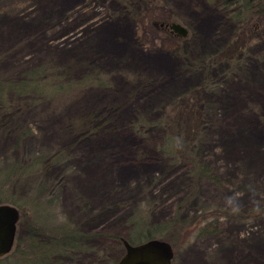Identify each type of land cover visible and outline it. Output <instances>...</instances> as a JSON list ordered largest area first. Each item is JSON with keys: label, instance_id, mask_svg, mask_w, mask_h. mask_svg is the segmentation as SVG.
I'll return each instance as SVG.
<instances>
[{"label": "rangeland", "instance_id": "1", "mask_svg": "<svg viewBox=\"0 0 264 264\" xmlns=\"http://www.w3.org/2000/svg\"><path fill=\"white\" fill-rule=\"evenodd\" d=\"M148 5L135 11L123 0H0V78L47 64L102 80L24 103L0 128V168L61 153L51 169L18 185L17 254L0 264L49 262L41 253L47 237L33 234L31 245L25 213L33 212L23 199L50 194L44 203L52 221L83 237L76 252L53 255L52 264H118L130 215L143 202L160 225L210 212L199 226L174 227L177 240L161 239L173 248L172 264H264V9L240 27L208 0ZM167 23L187 29L186 37L177 35L183 41L159 29ZM235 47L227 60L220 57ZM209 58L216 65L206 71ZM210 75L215 84L201 92ZM187 93L201 95L208 130L200 154L221 184L190 179V165L175 167L160 155L159 131L132 126L164 117L175 103L181 110L178 99ZM21 133L27 137L17 143Z\"/></svg>", "mask_w": 264, "mask_h": 264}, {"label": "trees", "instance_id": "2", "mask_svg": "<svg viewBox=\"0 0 264 264\" xmlns=\"http://www.w3.org/2000/svg\"><path fill=\"white\" fill-rule=\"evenodd\" d=\"M150 0H123L127 4L126 8L135 11L148 8ZM222 7L227 14L240 25H246L251 22L258 13H263V0H208ZM141 13L143 11H140ZM157 23V21H156ZM155 24V21H154ZM156 25V24H155ZM159 28V27H158ZM165 34L172 36L174 39L181 40L177 35L173 34L170 29H161ZM238 49L235 47L229 51L221 52L220 57L227 60L232 56L234 51ZM237 51V50H236ZM218 56V55H217ZM206 65V71L213 69L216 61L206 59L203 61ZM218 63V62H217ZM216 75V74H215ZM216 77L206 76L204 82L199 87L202 92L205 89L213 87ZM97 84H102V80L97 78V75H85L78 78L71 76L65 69H61L47 64L37 65L27 68L20 77L15 78H0V128L8 126L12 121V115L16 111L22 110L24 103L36 104L42 101L51 100L52 98L64 95L70 90H82L89 87H97ZM213 84V85H212ZM201 95L195 93H187L181 96L178 100L181 105L176 103L168 110L167 117H160L158 119H148L146 121H138L133 124L135 130L140 131L146 129L149 133H156L159 131L162 137L158 143V151L162 158L167 159L168 162L175 167H185L190 165L188 175L190 179L195 181L198 179H206L214 184H221V179L218 172L206 162L200 154L201 142L206 137L208 130V120L206 110L200 106L199 100ZM178 102V101H177ZM182 102L183 105H182ZM178 106V107H177ZM8 122V123H7ZM25 133L19 134L16 139L20 143L27 137ZM160 135V136H161ZM159 139V137H158ZM59 155L57 154H41L34 155L25 160L15 158L7 166L0 168V203H10L11 205H18V185L22 182L25 176H30L33 173L48 171L52 168L55 162L59 163ZM55 161H52L54 160ZM58 159V160H57ZM56 163V164H57ZM51 198V194L47 198L33 199L27 197L23 199L26 201L28 209L33 212L30 215L25 213L26 223L30 229V242L35 239L34 235L39 234L47 237V248L43 253V261L46 264H52V256L60 255L64 258L66 255H72L77 248L82 245V238L75 228L61 225L56 221H52L51 207L45 200ZM145 203V202H143ZM140 203L133 210L130 215L131 230L128 231L127 241L133 245L157 238V239H176L177 233L172 230L176 226L181 228H191L192 226H199L200 223L209 219L210 212L203 210L192 216L183 218L181 215L167 221L164 225L155 224L151 222L148 213L151 211L150 207ZM214 213V212H213ZM218 211V215H220ZM210 222V221H209ZM211 223V222H210ZM54 225V226H53ZM214 231L217 228L212 225ZM198 227L197 229H199ZM70 229V231H69ZM203 230H205L203 228ZM207 230V229H206ZM34 234V235H33ZM177 240V239H176ZM44 241H41L43 244ZM48 242V243H47ZM43 244V245H44ZM32 245V242H31ZM30 250H35L42 247L41 245L31 246ZM16 249H14L15 251ZM10 253V256L17 253ZM36 254V253H31ZM39 262V260H38ZM42 262V261H40Z\"/></svg>", "mask_w": 264, "mask_h": 264}, {"label": "water", "instance_id": "3", "mask_svg": "<svg viewBox=\"0 0 264 264\" xmlns=\"http://www.w3.org/2000/svg\"><path fill=\"white\" fill-rule=\"evenodd\" d=\"M162 26L178 36L186 37L187 29L179 23H167ZM19 209L10 204H0V258L10 254L14 248L17 225L20 221ZM125 255L118 264H172L174 256L171 244L161 239H151L133 245L123 240Z\"/></svg>", "mask_w": 264, "mask_h": 264}]
</instances>
